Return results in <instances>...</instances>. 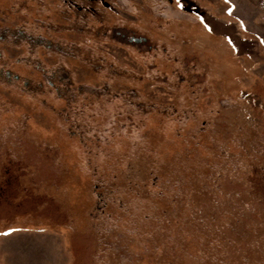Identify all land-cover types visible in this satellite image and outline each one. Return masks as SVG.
I'll return each instance as SVG.
<instances>
[{
  "label": "rangeland",
  "instance_id": "1",
  "mask_svg": "<svg viewBox=\"0 0 264 264\" xmlns=\"http://www.w3.org/2000/svg\"><path fill=\"white\" fill-rule=\"evenodd\" d=\"M18 1H26L21 10ZM88 1L110 5L106 12L97 13H107L112 23L133 28L115 27L107 37L75 31L53 34L46 31L48 24L53 29L69 21L58 15L59 0H0V31L21 25L29 32L39 31L42 46L50 45V39H66L80 45L83 56L59 59L40 48L46 67L62 65L60 88L56 86L54 95H33L20 85L0 84V142L7 141L8 129L11 138L19 133L17 123L27 122L33 141L23 145L31 157L41 160L34 181L59 176L61 171L53 168L58 158L64 188L57 197L68 211L65 218L51 196L17 193L15 173L21 167L10 164L4 153L0 215L26 214L40 204V220L49 229L24 223L22 229L0 235V264H84L83 253L93 254L92 264H264L257 249L248 254L235 238H207L209 230L195 225L190 204L178 205L163 218L160 210L168 198L159 190L157 203L145 199L128 213L113 195L100 199L94 190L96 178L115 179L112 170L120 158L123 167L135 165L128 171L132 174H122L121 180L174 164L179 170L174 183L188 192L185 181L196 179L188 175L205 173L212 165L213 180L228 178V186L233 187L248 179L251 185L264 187V0H179L182 7L177 0ZM15 14L26 16V21ZM38 24L46 25L45 29H38ZM134 29L144 31L168 52L151 57L136 53L133 46L146 51L150 43ZM12 44L0 37L8 74L49 82L21 59L25 46ZM86 56L104 66L86 62ZM64 84H70L69 98L59 96L65 92ZM107 92L130 94L142 109L117 96L106 100L102 95ZM233 157L239 161L226 169ZM10 158L18 157L11 154ZM221 161L224 171L218 167ZM95 168L101 170L98 175H93ZM55 193L53 189L51 194ZM219 195L224 199L228 192L223 189ZM14 196L20 200L15 202ZM233 198L238 199V211H224L223 220L259 211L253 196L242 192ZM101 210L108 221L117 219L112 222L116 226L95 232L92 223ZM98 238L111 240L98 247L94 240ZM248 242L255 247L256 241ZM227 244H236L238 251Z\"/></svg>",
  "mask_w": 264,
  "mask_h": 264
},
{
  "label": "flooded vegetation",
  "instance_id": "2",
  "mask_svg": "<svg viewBox=\"0 0 264 264\" xmlns=\"http://www.w3.org/2000/svg\"><path fill=\"white\" fill-rule=\"evenodd\" d=\"M59 1H60V4L62 5V10H60V13H58V15H61L65 20H69V21L68 23H63L62 25H60V27L53 28V29H51V26L53 27V25L48 24L46 27L47 32H51L54 34L60 31H68V32L75 31L77 33H86L89 35L107 37L111 33L112 29L115 27H132V26H129L128 24L119 26L116 23H112V18L109 15H108V18H106L107 13H104V12L102 14L97 13V11L102 12V9L106 12V10L110 9V5L106 4L102 6L100 3L96 5L95 4L92 5L89 3L88 0H59ZM24 2L26 1H18L19 10L23 9L24 5H26ZM88 7L90 8L89 10H87ZM18 15L20 14H15V16L19 18V20L24 19L23 22L26 21V16L24 15L18 16ZM61 21L64 22L62 19L59 22ZM45 26L46 25L38 24L36 27L39 29V28H44ZM10 28L11 27L4 28L3 31H0L1 39H3L5 43L8 42V44L10 45L13 43L12 45H15V47L17 46L22 47L24 45L26 48V54H24L23 57H21V59H23L27 64H30L34 68L40 70L45 77H48L50 79V81L47 83H45V81L43 80L38 81V82L37 81L31 82L19 74H16V75L8 74L9 72L7 69V66L9 64L8 58H6L5 55L3 56V54L0 52V84L9 85V86L11 85L13 87H15L16 85H20L23 89L28 90V92L33 95L43 94L44 92H47V93L49 92L52 95H54V92L56 91V86L60 88L59 82L61 79L59 75L60 74L59 67H62V65H58V66L54 65L55 67H51V68H48L45 66L44 62L42 61L39 55L40 48L44 47L41 44V43H44L42 39V34L39 33V31L37 33H33V31L29 32L27 31V29L24 30V28H22L21 25L18 26L17 28L16 27H13V29H10ZM135 31L138 34H140L144 40H147L150 43V48L146 51H142L138 49L136 46L135 47L133 46V48H135L133 50L136 53L151 57L152 55L158 56L157 54L159 53L166 54L168 52L167 47L157 45L155 41L151 40V38L148 37L144 31H137V30ZM44 48H46L48 51L52 52L53 54H57L59 56V59H65L66 57H71V56L73 57L82 56L80 45H77L71 41H67L66 39H62V40L50 39V45H47ZM85 60H87L86 62L88 63L96 65L97 67L104 66V64L99 59H94L90 56H86ZM56 63L57 62H55V64ZM104 68L110 69V66L106 65ZM64 87L65 89H63V91L65 92L59 96L69 98L70 84H68L67 86H65L64 84ZM102 96L106 100H109V101H111L113 97L117 96V97L123 98L122 100L126 104L131 105L132 107L135 106L134 108H136V110L142 109L140 105L135 103V97L130 94L120 95L118 93L107 92L105 95H102ZM16 128H18L17 132H19L17 135L11 136L10 138L9 135L12 132V130L8 129V131L5 132L7 133L5 134V136L7 137V141L0 142V161L2 160L3 154L6 153L7 158L10 161V164L11 163L18 164L19 167H21L19 168L20 170L17 169L18 172L15 173V175L17 176V181L14 187L17 193L20 191H24L26 196L29 194L36 195L40 193L44 194L46 197L51 196L53 197L54 201L58 205L60 213L65 215V218H67L68 215L66 216V214L68 213V211L66 210V207L63 201L61 200V198L57 197V195L60 194L61 190H63L64 188L63 186L64 179H62V174L64 173L62 172V170L58 168L59 163H60L58 162L59 161L58 158L55 159V165L53 166V168L56 169L58 172L61 171L62 173V174L60 173L61 176L57 175L56 178L54 179H41L39 182L34 181V178L40 172L39 165L41 164V160L38 159V157H35V158L31 157L28 153V150L23 145V142L33 141L31 137L28 136L27 122H24V121L18 122ZM75 133L77 134L78 132H75ZM104 149L106 151H109V149H106V148ZM86 151L90 152V154L92 153L91 150H86ZM11 154H14L15 156L18 157L16 161H13L10 158ZM24 168H26V170H24ZM2 170L3 169L0 170V182L3 180V178L6 177V174H3ZM0 188H4V187L0 186ZM53 189H54V192H56L55 193L56 196L51 194ZM16 196L13 197V200L14 198H16ZM19 200L20 199L14 200V201L18 202ZM39 205L40 204H37L36 208H34L33 211L26 212V214L12 213L10 215H5V216L0 215V223H2L1 225L6 224V226H3L4 229L6 230L0 231V235H3V233L7 232L9 229L20 230L23 228L24 223L32 224L34 228H37V230L49 229L48 224L40 220L42 219L41 209L43 207L39 208ZM100 208L101 207H97L96 210L99 211ZM103 217L104 216H101V218ZM106 225L110 226L111 224H106ZM94 240H95V245L99 247L102 245V241L109 242V240L111 239L98 238ZM83 257L80 256V259H82V262L84 264H92V262L94 261L92 259L93 257L92 253H83Z\"/></svg>",
  "mask_w": 264,
  "mask_h": 264
},
{
  "label": "trees",
  "instance_id": "3",
  "mask_svg": "<svg viewBox=\"0 0 264 264\" xmlns=\"http://www.w3.org/2000/svg\"><path fill=\"white\" fill-rule=\"evenodd\" d=\"M10 29H13L11 27ZM155 110H159V108L155 107ZM153 109V110H154ZM218 161V156L217 159ZM236 157H233L232 160L228 161L226 164L221 161L220 165L218 166L222 171V168L225 165L226 169H233L237 164ZM123 160H117V165L113 168L114 173V180L96 178L94 190L97 194L98 198L103 199L108 196H114V202L116 204L122 206L124 209H128L127 213L131 211L132 205L136 206L137 203L140 201H145V199L154 198V201L157 203L155 195L156 190L163 192V197H167L166 200V207L165 209H161V213L163 218L167 217L171 213H173L175 207L180 204H186L191 206L192 212L190 215L193 217V222L196 226H202L204 229L209 230V235L207 238L209 239H229L232 238L236 239V243L243 244L244 251L250 254L252 248L257 249L258 254H262L264 258V187L259 185H251L250 181L247 179L245 181L239 182L237 184H233V187L228 186V178L224 179L222 177H218L216 180L212 179V170L209 168L212 165H208L205 169V173H197L194 172L193 174L188 175L193 177L195 176L196 179L193 181L186 180L185 184L189 191L185 192L182 191L183 185L175 184L176 182L175 176L178 174L176 170L177 168L174 167V164L168 165L165 170L159 169L158 167H152L151 172L147 171V174L140 173L142 172L141 169H135V172H138V176H134L131 180H121L122 174H132V168L135 165H129L128 167H123L122 163ZM239 161V160H238ZM208 161L207 163H209ZM222 163V164H221ZM215 164V163H214ZM225 164V165H224ZM223 165V166H222ZM213 168V167H212ZM224 168V169H225ZM218 169V168H217ZM215 170V169H213ZM101 170L99 168L94 169L93 175H98ZM129 171V172H128ZM196 171V170H195ZM210 172V173H209ZM228 174V173H227ZM134 175V174H133ZM144 177H142V176ZM146 175V176H144ZM178 176V175H177ZM146 177V178H145ZM187 177V176H186ZM188 178V177H187ZM246 179V178H244ZM225 189L228 192V196H225L224 199H219V193ZM195 190V191H194ZM244 193L248 196V198H255L257 200V204L255 209L259 210L256 211L255 215H237L233 216V219H229V221H225L222 219V214L224 211H238V199H235V193ZM219 196V197H218ZM185 198V199H184ZM252 198V199H253ZM184 199V201H183ZM154 204V203H153ZM156 205V204H155ZM98 217H96L95 223V232L99 230L107 229L110 227L116 226V224L112 222H117V219L114 221H108V217L104 215L103 218L101 216L104 214L101 211ZM100 212V213H101ZM135 217L138 218L137 212H135ZM259 214V215H256ZM140 219V218H139ZM138 219V220H139ZM141 220V219H140ZM8 222V221H7ZM13 223V222H12ZM105 223V224H104ZM0 223V231L6 230L3 226L6 224L1 225ZM9 224V223H8ZM7 224V226H8ZM14 224V223H13ZM12 224V225H13ZM106 224H111L110 226ZM107 226V227H106ZM105 227V228H104ZM137 227V226H136ZM256 241L255 247L252 245H247L246 242L250 240ZM239 242V243H238ZM249 243V242H248ZM232 245L235 248V251H238V246L236 244H227L226 246ZM250 248V249H249ZM262 252V253H261ZM264 261V259H263Z\"/></svg>",
  "mask_w": 264,
  "mask_h": 264
},
{
  "label": "snow or ice",
  "instance_id": "4",
  "mask_svg": "<svg viewBox=\"0 0 264 264\" xmlns=\"http://www.w3.org/2000/svg\"><path fill=\"white\" fill-rule=\"evenodd\" d=\"M177 3H178V5H179V0H177ZM179 6L182 7V5H179ZM209 30H210V29H209ZM11 231H14V229H9L7 232H5V233H3V234H4V235H8V234H10Z\"/></svg>",
  "mask_w": 264,
  "mask_h": 264
}]
</instances>
